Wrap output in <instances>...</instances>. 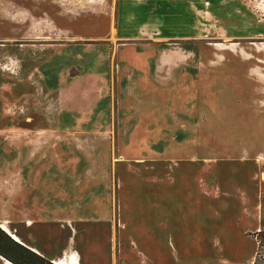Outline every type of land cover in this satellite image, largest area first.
Returning a JSON list of instances; mask_svg holds the SVG:
<instances>
[{
    "label": "rangeland",
    "instance_id": "rangeland-1",
    "mask_svg": "<svg viewBox=\"0 0 264 264\" xmlns=\"http://www.w3.org/2000/svg\"><path fill=\"white\" fill-rule=\"evenodd\" d=\"M133 44L144 50L138 59L142 64L149 63L158 47L167 49L163 57L169 63L174 58L169 50L177 48L182 52L183 58L178 62L185 72L179 84L191 87L192 92L194 84H198L199 93L205 92L202 77L213 70L209 84H213L210 92L216 118L210 117L202 103L196 121L180 119L170 107L154 103L157 85L172 86L170 70L166 75L162 73L161 78H147V86L140 75L133 83L113 71V108L111 121L106 124L113 131V143H132L140 127L147 123L148 129L159 134L152 131L144 136L151 141L156 138L160 144L153 141V149L126 158L128 162H121L123 152L114 148L110 166L104 168L99 181L88 180L81 190L74 189L72 181V191L64 197V214L17 215L14 208L9 210L0 199V223L7 222L23 244L48 260L65 258L66 252L76 251L82 264H136L140 249L132 232L143 219L139 212L143 189L155 191L166 181H173L175 174L186 166L198 175L199 190L214 192L213 200L220 207L217 218L222 220L228 209L231 211V227L239 240L232 231L233 241L227 252L240 258L230 264H253L257 244L250 235L261 229L260 200L264 196V0H0V94L11 95L17 88L18 94L21 89L30 98L32 80L42 96L57 99L63 91L72 89L51 81L49 64L60 62L67 66L72 79L78 80L79 88L71 90V99L64 97L65 101L54 108L58 112H52L51 121L42 111L31 115H35L36 126L56 127L65 121L76 125L73 122L86 105L81 88L88 81L80 67L85 59L94 62V53L85 54L82 45L99 46L116 67L118 52H126ZM58 45L70 47L65 49L64 60L56 51L51 61L54 49L50 48ZM32 69L36 70L29 80ZM78 74L82 76L79 78ZM91 86L94 90L96 84ZM143 97L150 99L148 104L140 101ZM11 99H16L15 92ZM93 99L94 96L91 102ZM27 103L28 112L23 118L33 110L30 99ZM187 104L189 114L196 118L197 104ZM23 109L7 108L12 115ZM154 110L160 113L142 114ZM222 110L227 116H232L233 110L246 111L247 115L220 118L218 112ZM17 117L21 120L20 114ZM179 126L185 130L193 126L194 134L198 132L197 150H191L189 145L178 148L176 141L190 137L189 130ZM206 136L214 138L215 152L203 144L202 138ZM181 150L186 154L179 155ZM131 182L136 185L134 191ZM178 185L187 187L180 178ZM158 201L154 196L150 206L158 207ZM31 221L35 223L27 228ZM220 233L224 236L225 229L221 228ZM198 235L194 233L196 239ZM197 243L195 240L198 247ZM207 252L198 247L194 255L202 257ZM224 252L225 248L214 246L216 259L207 264H217ZM259 254L264 255V251L260 249Z\"/></svg>",
    "mask_w": 264,
    "mask_h": 264
},
{
    "label": "crops",
    "instance_id": "crops-1",
    "mask_svg": "<svg viewBox=\"0 0 264 264\" xmlns=\"http://www.w3.org/2000/svg\"><path fill=\"white\" fill-rule=\"evenodd\" d=\"M76 45L80 46L81 44H73L74 47ZM82 46H84L85 54L92 55L90 53H94V62H88L85 59L84 66L80 67V71L86 74L88 81L81 88V97L86 105L80 109V117L75 118L73 123L76 125L69 124L70 121H65L56 127L36 126L35 115H31V112L42 111L51 121L52 118L54 119L52 112L55 114L58 112L54 108L60 106V101H63L64 97L67 96L68 99L73 97L70 92L77 89L79 83L76 82L78 80L72 79L74 77L69 74L67 66L65 68V65L60 62L56 64L50 62L49 64L52 69L51 81H57V86L67 84V88L72 86V89L68 92L66 88L67 90L63 91L57 99H51L47 95L42 96L38 86L32 83L33 81L30 79L36 69H32L30 82L28 81L34 87L30 98L29 94H25L21 89L18 90V94L17 88L13 90L11 95L7 92L0 94V199L1 204H4L9 210L14 208L17 215L28 216L39 214V212L47 215L64 214L65 208L67 209V205L64 204V197H67L68 193L72 191L70 187L72 181L74 180V189L79 190L82 189L83 183L88 180L92 183L99 181L98 177L103 175L104 168L110 166L109 160L114 148L123 152L121 157L123 161L121 162H128L126 158H133L140 153L145 154L147 148L153 149L155 144L153 141L160 144L156 138L151 141L150 137L144 136L146 132L152 131L159 134L155 130L148 129L147 123L144 127H140L132 143L120 144L119 141L113 143L111 137L113 131L111 127L110 129L106 127V124L109 125L111 121L113 108V71L117 72L119 77H125L127 80L132 79L133 83L136 77L140 75L144 79V86H147L146 81L149 83L154 76L161 78L170 70L172 86L167 88L161 86L162 84L157 85L158 93L152 99L154 103L158 106L162 105L164 108L165 106L166 108L170 107L178 118L191 121L200 118L198 108L199 104L202 103L206 104L203 108L205 107L207 111H210V117L216 118L214 100L212 92H210L213 84H209L214 71L209 72L208 70L206 76L202 77V82L206 84L204 86L205 92L202 90L199 93L198 84L193 85L195 92H192L191 87L185 88L182 83L179 84L181 75L185 71L178 62L182 60L183 53L176 51L177 48L169 50L174 57L171 63L163 57V54L166 53L163 51L167 49L158 47L149 63L142 64L138 59L144 50L138 47V44H133L126 52H118L115 67L109 62L107 52L99 46ZM67 47L70 46L58 45L50 48L54 49L51 61L54 60L56 51L63 58ZM66 55L69 53L67 52ZM195 65L199 66L198 64ZM82 74L77 76L80 78ZM147 78L150 80H146ZM91 83L96 84L94 90ZM26 87L28 88V85ZM14 92L16 99L12 100ZM92 96L94 99L91 102ZM29 99L33 110L29 111L30 114L23 118L22 115L28 112L27 100ZM149 100L145 97L140 99L145 104H148ZM188 102L197 104V111H194L196 118L189 114ZM9 106L24 108V111L12 115L7 110ZM156 111L160 113V110H154L152 112L143 111L142 114L151 115ZM231 112L233 115L227 116L225 110H222V112H218V116L220 118H238L247 115V112L243 110ZM19 114L21 120H18ZM207 116L209 117V114ZM181 123L187 126L185 122L181 121ZM187 130L189 129L187 128L185 131ZM193 130L194 127L192 126L188 132L189 138H185L181 142L176 141L178 148L183 149L189 145L191 150L193 147L198 149L200 139H197L198 132L194 134ZM107 135H109L108 138ZM212 139L214 138L206 136L202 138V142L207 148L210 147L212 152H215ZM187 141H190L189 144ZM179 152V155H185L187 151L181 150ZM192 171V168L189 170L186 166H182L179 174H175L172 178L173 181H166L163 185L156 187L155 191H151L149 188L143 189V206L139 208L143 219L136 223L132 232L139 243L137 249H140V252H137L139 257L135 262L136 264H207L208 261L214 262L216 259L214 256V246L216 245L222 249L225 248V252L221 254L217 264H224L225 262L230 264L239 261L240 257L236 259L227 252L233 241L232 231L236 236L238 235L237 231L231 227V211L228 209L222 220L217 218L220 207L215 205L214 192L199 190V177ZM88 176L90 178H87ZM179 178L187 183V187L178 185ZM77 182L78 184H76ZM130 184L133 191L137 189L133 182ZM154 196H157L159 201L158 207L152 208L150 201ZM131 206L132 210L136 204ZM40 209L43 210L40 211ZM21 222L27 223L28 221L22 220ZM34 223V221L29 222L27 228ZM221 228L226 231L224 236H221ZM194 233L199 234L197 239L194 237ZM237 238L239 240L238 236ZM195 240L198 242L199 248L208 250L202 257L194 255L195 249H198L194 244ZM25 244L21 245L32 251L29 245ZM32 246L38 247L37 245ZM0 264H2L1 261Z\"/></svg>",
    "mask_w": 264,
    "mask_h": 264
},
{
    "label": "trees",
    "instance_id": "trees-1",
    "mask_svg": "<svg viewBox=\"0 0 264 264\" xmlns=\"http://www.w3.org/2000/svg\"><path fill=\"white\" fill-rule=\"evenodd\" d=\"M260 204L261 229L251 235L257 244V257L253 264H264V255L259 254L260 249L264 251V196L261 197ZM0 256L12 264H53L52 261L21 245L2 228H0Z\"/></svg>",
    "mask_w": 264,
    "mask_h": 264
},
{
    "label": "bare ground",
    "instance_id": "bare-ground-1",
    "mask_svg": "<svg viewBox=\"0 0 264 264\" xmlns=\"http://www.w3.org/2000/svg\"><path fill=\"white\" fill-rule=\"evenodd\" d=\"M0 227L2 228V230H4L7 234H9L14 240H16L17 242L23 244L22 239L20 238V236L18 235L17 232H15L9 225L7 222H2L0 223ZM72 244V242H71ZM31 248V247H30ZM35 251V249L32 247V251ZM36 252V251H35ZM37 253V252H36ZM0 259L2 260V264H12L11 262L7 261V259L3 258L0 256ZM53 262L55 264H82L80 255L76 252V251H70V252H66L65 253V258H55L53 260Z\"/></svg>",
    "mask_w": 264,
    "mask_h": 264
},
{
    "label": "water",
    "instance_id": "water-1",
    "mask_svg": "<svg viewBox=\"0 0 264 264\" xmlns=\"http://www.w3.org/2000/svg\"><path fill=\"white\" fill-rule=\"evenodd\" d=\"M53 264H55L53 261H52Z\"/></svg>",
    "mask_w": 264,
    "mask_h": 264
}]
</instances>
